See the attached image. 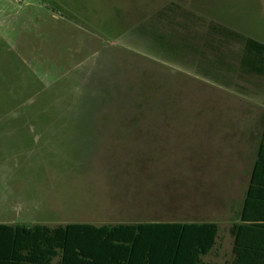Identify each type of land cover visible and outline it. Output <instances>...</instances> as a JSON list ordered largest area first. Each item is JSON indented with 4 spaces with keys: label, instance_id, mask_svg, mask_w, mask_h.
Instances as JSON below:
<instances>
[{
    "label": "rangeland",
    "instance_id": "obj_1",
    "mask_svg": "<svg viewBox=\"0 0 264 264\" xmlns=\"http://www.w3.org/2000/svg\"><path fill=\"white\" fill-rule=\"evenodd\" d=\"M211 20L264 42V0H0V222L216 221L228 264L255 119Z\"/></svg>",
    "mask_w": 264,
    "mask_h": 264
},
{
    "label": "trees",
    "instance_id": "obj_2",
    "mask_svg": "<svg viewBox=\"0 0 264 264\" xmlns=\"http://www.w3.org/2000/svg\"><path fill=\"white\" fill-rule=\"evenodd\" d=\"M222 28L226 38L242 44V68L264 75V42ZM220 231L216 221L0 223V264H207L204 257L215 250ZM229 232L228 264H264V129Z\"/></svg>",
    "mask_w": 264,
    "mask_h": 264
},
{
    "label": "crops",
    "instance_id": "obj_3",
    "mask_svg": "<svg viewBox=\"0 0 264 264\" xmlns=\"http://www.w3.org/2000/svg\"><path fill=\"white\" fill-rule=\"evenodd\" d=\"M211 21H212L211 23L214 25L215 28L211 27L208 30L206 29L205 26H203L202 30L200 31V29L198 28L189 26L188 29H189V32L192 33V36L190 35L191 37H193L194 34H198V33L206 34V35H215L218 40L223 42L222 45L226 47V51L228 50L229 54L231 53V55L228 56V59L226 60L227 62H229L228 64H230V67L224 69L225 70V73H224L225 80H222V79L220 80V83H221L220 86L222 88H225V90H227L225 91V93L227 92L232 93V95L234 96V99H237L241 104H243V106L248 112L247 117L250 114L255 119L253 125L247 126V128L245 129V134L249 135L248 140H247L248 145L244 148V151L242 152V155L240 157L239 164L237 166L240 168L243 165V163L250 157L252 158V163L250 165V168L252 171L253 164L257 157V152H258L260 143L262 141L263 129H264V75L258 74L257 70L256 69L254 70L253 68H242V65L240 62L242 51L237 56H235L234 52L230 51L227 47L226 37L220 36V34L225 36V30L222 27H226V26L220 22L213 21V20ZM231 64H235L237 66L238 72H240V74L242 75V83L237 82L236 77L234 78L232 75H230V71L234 73L235 72L234 70H236V68H231ZM220 73L222 75V72ZM247 100L250 102H247ZM250 175H251V172H250ZM249 181H250V176H249ZM249 181H248V184H249ZM9 224H12V223H9Z\"/></svg>",
    "mask_w": 264,
    "mask_h": 264
}]
</instances>
